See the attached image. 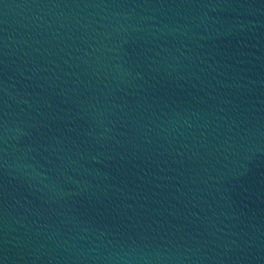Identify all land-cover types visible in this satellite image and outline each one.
I'll return each mask as SVG.
<instances>
[{
	"label": "water",
	"instance_id": "obj_1",
	"mask_svg": "<svg viewBox=\"0 0 264 264\" xmlns=\"http://www.w3.org/2000/svg\"><path fill=\"white\" fill-rule=\"evenodd\" d=\"M0 264H264V0H0Z\"/></svg>",
	"mask_w": 264,
	"mask_h": 264
}]
</instances>
